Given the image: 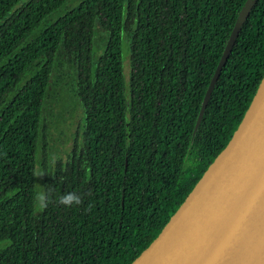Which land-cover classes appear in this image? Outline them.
I'll use <instances>...</instances> for the list:
<instances>
[{"label": "trees", "instance_id": "1", "mask_svg": "<svg viewBox=\"0 0 264 264\" xmlns=\"http://www.w3.org/2000/svg\"><path fill=\"white\" fill-rule=\"evenodd\" d=\"M246 1L0 0V264H131L149 247L228 145L264 77L257 0L196 129ZM97 25L106 38L96 56ZM63 62L77 67L83 143L78 132L69 159L37 189Z\"/></svg>", "mask_w": 264, "mask_h": 264}, {"label": "water", "instance_id": "2", "mask_svg": "<svg viewBox=\"0 0 264 264\" xmlns=\"http://www.w3.org/2000/svg\"><path fill=\"white\" fill-rule=\"evenodd\" d=\"M256 1L247 0L238 16L196 129ZM131 264H264V77L228 145Z\"/></svg>", "mask_w": 264, "mask_h": 264}, {"label": "rangeland", "instance_id": "3", "mask_svg": "<svg viewBox=\"0 0 264 264\" xmlns=\"http://www.w3.org/2000/svg\"><path fill=\"white\" fill-rule=\"evenodd\" d=\"M96 27L94 55L103 52L105 48L106 34ZM100 30V32H99ZM124 77L127 85L130 81V51L128 43L123 45ZM76 65L74 63H61L58 66V74L51 87L49 101L45 109V124L48 125V160L43 166V157L39 153L40 162L37 165V189H42V181L46 170L52 172L59 162L69 159L72 146L80 135V143H83V131L85 126V109L82 100L78 97L74 83ZM54 78V77H53ZM41 200V199H40ZM37 206H39V201Z\"/></svg>", "mask_w": 264, "mask_h": 264}, {"label": "clouds", "instance_id": "4", "mask_svg": "<svg viewBox=\"0 0 264 264\" xmlns=\"http://www.w3.org/2000/svg\"><path fill=\"white\" fill-rule=\"evenodd\" d=\"M79 198L75 196H62L59 198V203L66 206H71L73 203H79Z\"/></svg>", "mask_w": 264, "mask_h": 264}]
</instances>
